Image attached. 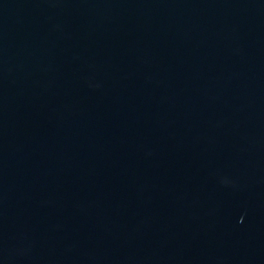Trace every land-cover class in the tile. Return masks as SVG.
Returning <instances> with one entry per match:
<instances>
[{"label": "water", "instance_id": "1", "mask_svg": "<svg viewBox=\"0 0 264 264\" xmlns=\"http://www.w3.org/2000/svg\"><path fill=\"white\" fill-rule=\"evenodd\" d=\"M0 264H264V0H0Z\"/></svg>", "mask_w": 264, "mask_h": 264}]
</instances>
